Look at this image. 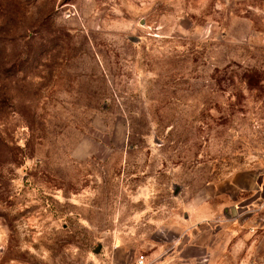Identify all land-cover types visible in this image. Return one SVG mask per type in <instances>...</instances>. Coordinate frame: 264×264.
Instances as JSON below:
<instances>
[{"label": "rangeland", "instance_id": "obj_1", "mask_svg": "<svg viewBox=\"0 0 264 264\" xmlns=\"http://www.w3.org/2000/svg\"><path fill=\"white\" fill-rule=\"evenodd\" d=\"M264 264V0H0V264Z\"/></svg>", "mask_w": 264, "mask_h": 264}, {"label": "built area", "instance_id": "obj_2", "mask_svg": "<svg viewBox=\"0 0 264 264\" xmlns=\"http://www.w3.org/2000/svg\"><path fill=\"white\" fill-rule=\"evenodd\" d=\"M134 264H151L149 261L146 260L144 255H140L136 258Z\"/></svg>", "mask_w": 264, "mask_h": 264}]
</instances>
